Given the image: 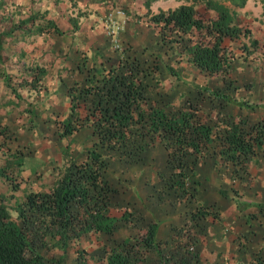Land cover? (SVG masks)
<instances>
[{
  "label": "rangeland",
  "instance_id": "1",
  "mask_svg": "<svg viewBox=\"0 0 264 264\" xmlns=\"http://www.w3.org/2000/svg\"><path fill=\"white\" fill-rule=\"evenodd\" d=\"M182 2L158 0L150 5V13ZM263 5L259 0H247L238 10V21L246 24L249 35L231 42L236 53L231 71L226 76H210L185 58L180 60L175 44L159 43L158 29L150 22L143 0H0V32L11 30L19 20L37 11L64 30L61 35L32 32L23 36L15 31L18 43L0 38V68L10 75L20 94L16 97L0 77V194L11 218L16 219V207L29 192L51 189L62 175L65 159L78 157L88 144L90 134L86 130L69 136L59 134L57 120L68 114L66 86L81 80L94 65L115 63L124 48L130 53L144 48L139 55L148 57L150 63L159 58L158 81L149 78L152 98L159 106L169 109L172 103L196 96L198 86L207 85L257 105L256 109L231 108L256 120L264 113ZM196 8L202 10V4L197 3ZM243 44L250 53H242ZM30 65L46 68L38 89L19 85ZM27 106L34 114L25 109ZM165 158L159 144L135 159L113 155L108 171L114 189L109 212L115 216L130 213L132 220L119 222L111 234L84 236L68 247L63 264H78L82 250L86 257L95 258L105 246L136 237L152 220L159 222L160 240L171 241L185 230L193 233L198 264H254V257H264V147L256 161L248 164L247 173L216 156L198 162L192 176V181H198V189L191 201H180L169 188L170 170ZM198 205H206L216 213L215 218L191 220L190 213ZM148 264H157L156 257Z\"/></svg>",
  "mask_w": 264,
  "mask_h": 264
},
{
  "label": "trees",
  "instance_id": "2",
  "mask_svg": "<svg viewBox=\"0 0 264 264\" xmlns=\"http://www.w3.org/2000/svg\"><path fill=\"white\" fill-rule=\"evenodd\" d=\"M156 1L143 0V5L158 29L159 43L176 45L180 60L185 58L210 76H226L236 58L231 42L249 35L246 24L238 21V10L247 0H177L183 2L150 13V5ZM259 1L264 4V0ZM197 3L202 4V10L196 8ZM72 24L77 28L76 19ZM15 31L21 36L32 32L64 34L54 19L39 11L19 20L11 30L0 32V38L18 43ZM251 44L257 46L258 41ZM240 49L250 53L244 44ZM128 50L124 48L115 63L108 67L94 65L81 80L66 86L68 114L57 120L59 134L69 136L86 130L90 137L78 157L66 158L65 153L56 184L47 191L29 192L16 207V219L11 218L0 194V264H63L68 247L84 236L111 234L119 222L131 221L130 213L115 216L109 212L114 189L108 171L114 154L120 159H135L148 148L161 145L170 170L168 186L180 201L196 198L194 169L208 156L246 173L248 164L256 161L264 147V113L250 120L231 108L256 109L257 105L238 99L226 89L205 85L197 87L193 98L172 103L166 109L152 98L149 84V78L158 81L159 58L150 63L148 57L139 55L144 48L140 52ZM26 72L19 85L40 88L46 68L30 65ZM0 77L20 97L2 68ZM25 109L34 114L32 107ZM215 216L206 205H198L190 213L193 221ZM158 229L157 220L149 221L136 237L105 246L95 258L86 257L82 250L78 264H148L151 257H156L157 264L199 263L193 233L185 230L168 241L158 239ZM261 259L254 257L252 261L264 264V257Z\"/></svg>",
  "mask_w": 264,
  "mask_h": 264
}]
</instances>
